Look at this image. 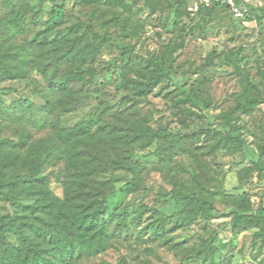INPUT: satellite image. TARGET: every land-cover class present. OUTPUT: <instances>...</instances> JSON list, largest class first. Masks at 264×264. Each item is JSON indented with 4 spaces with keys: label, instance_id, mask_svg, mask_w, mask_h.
<instances>
[{
    "label": "rangeland",
    "instance_id": "rangeland-1",
    "mask_svg": "<svg viewBox=\"0 0 264 264\" xmlns=\"http://www.w3.org/2000/svg\"><path fill=\"white\" fill-rule=\"evenodd\" d=\"M21 1L27 9L24 34L8 44L5 37L0 38V46L10 54L20 55L36 40L50 58L61 43L85 47L95 37L104 43L92 63L76 69L90 81L89 93L68 97L50 93L37 70L25 79L1 81L0 88L14 90L2 97L6 110L20 100L38 110L46 105L44 94L48 92L58 105L61 100L70 105L66 113L55 112L56 117L40 113L23 122L13 121L5 110L0 113V140L18 143L22 129L31 133L32 140L47 138L58 115L61 128L102 118L104 125H122L121 135H133L140 125L167 133L193 134L200 148L193 155L179 150L162 154L158 151L166 144L162 140L129 148L113 141L104 146L97 160L102 171L93 177L91 189L96 198L104 200L113 217L111 239L104 253L83 259L80 264H264V239L255 236L259 229L234 230L230 218L201 213L190 225L168 232L167 243L145 229L157 218L164 219L167 228L181 223L180 213L187 203L170 198L155 209L153 204L160 194L173 192L182 199L196 195L220 210L226 209L225 194L245 198L255 209L264 207V155L260 170L255 167L264 148V6L248 19L218 9L202 23L201 17L191 11L193 0H151L150 4L148 0H122L125 8L115 0ZM18 5L19 0H0V20L10 16ZM168 46L175 48L170 61ZM26 54L25 59L30 57ZM147 57L166 60L172 66V75L161 80L146 98L130 101L125 80H144L150 71ZM190 93L210 104L218 122L238 100L261 95L263 101L253 114L235 115L240 136L255 156L246 149L229 146L211 153L213 132L209 130L207 136L201 133L202 128L210 127L187 100ZM120 158L133 171L120 168L116 163ZM46 174L52 192L62 197L71 184L65 165L48 167ZM196 176L201 178V185L196 183ZM251 177L258 178L256 184L251 183ZM128 184L135 189H129ZM37 191L24 194L14 203L0 196L1 232L6 230L7 242L16 245L8 228L9 218H31L28 206L39 198ZM123 212L129 214V226L114 231ZM214 231L217 236L211 249H202Z\"/></svg>",
    "mask_w": 264,
    "mask_h": 264
},
{
    "label": "trees",
    "instance_id": "trees-1",
    "mask_svg": "<svg viewBox=\"0 0 264 264\" xmlns=\"http://www.w3.org/2000/svg\"><path fill=\"white\" fill-rule=\"evenodd\" d=\"M89 1L97 2L98 0ZM115 1L118 6L126 7L124 1ZM147 3L150 4L151 0ZM218 9L232 14L228 8L218 4L210 7L200 6L195 14L201 17L200 21L203 23ZM26 15L27 9L23 1L19 0L18 9L0 20V38L5 37V44L24 34ZM101 30L103 31L102 28ZM103 43L104 40L98 37L85 47H69L61 43L59 50L51 58L46 48L37 40L31 42L20 55L10 54L1 45L0 82L25 79L33 70H37L49 86L50 93L58 92L67 97L89 93L90 81L76 69L92 63ZM174 51V47L168 46V61L171 60ZM27 52L30 53V57L25 59ZM146 59V67L150 71L144 76V80H125L126 90L131 92L130 101L136 102L146 98L161 80L172 75V66L167 65L166 60L154 57ZM211 63L209 61V65ZM13 92L11 88H0V113L6 110L2 102L4 93ZM48 93L44 94L46 105L38 110H35L28 101L20 100L13 103L6 110L7 113L9 112V117L13 121L23 122L40 113L53 115L55 112H68L69 102L61 100L58 105ZM187 100L202 113L208 122L210 128H202L201 133L207 136L209 130L213 132L210 141L214 142L209 148L211 153L229 146L235 150L246 149L252 157L255 156L240 136L235 124V115L253 114L263 101L261 95H252L238 100L222 116L220 122L212 115L210 104L206 100L192 93L187 95ZM54 115L56 117V114ZM112 126L113 124L104 125L102 118H95L73 128H61L57 115L52 135L47 138L32 140L31 133L22 129L19 132L18 143L8 139L0 140V196L9 199L12 203L19 202L21 196L34 193L38 186H43L37 191L39 198L28 206L32 214L31 218L13 216L8 220V228L14 235L16 245L4 239L6 230L1 232L3 224L0 221V264H80L83 259L98 256L106 251L111 239L109 229L113 217L108 214L104 200L94 196L91 183L93 177L102 171L97 166L101 150L104 146L110 145L111 141L129 148L138 144L147 146L155 140H162L166 143L158 148L162 154L179 150L193 155L200 149L195 145L193 134L167 133L164 129L156 131L140 125L135 127L133 135H121L122 125ZM109 127L111 129L107 131ZM263 155L264 148L260 150L259 160L255 162V167L259 170ZM62 163L65 165L66 176L71 179V184L65 188L64 195L59 197L49 186L50 179L46 170L48 167H56ZM116 163L120 168L133 171L131 165L122 158ZM16 168L19 171H15ZM257 179V177H251L250 181L256 184ZM195 181L200 185L202 183L198 176L195 177ZM127 187L135 189V186L131 184ZM170 198L178 203L183 201L187 203L180 213L181 223L167 228L166 221L157 218L145 228L156 239H166L165 243L169 241L168 232L176 227L190 225L193 218L201 213L207 216L230 218V224L234 230L257 228L259 231L255 236L264 239V207L255 209L245 198H234L225 194L226 209L220 210L213 202L196 195L182 199L171 192L160 194L154 201V208L156 209ZM128 215L127 212L120 215L114 231L128 228ZM134 221L140 222L137 219ZM216 236L217 232L214 231L211 238L204 242L202 249L209 251ZM195 257L188 258V261H193Z\"/></svg>",
    "mask_w": 264,
    "mask_h": 264
},
{
    "label": "built area",
    "instance_id": "built-area-1",
    "mask_svg": "<svg viewBox=\"0 0 264 264\" xmlns=\"http://www.w3.org/2000/svg\"><path fill=\"white\" fill-rule=\"evenodd\" d=\"M214 4L228 8L236 18L240 19H246L254 10L264 6L262 0H195L191 11L196 13L200 6L210 7Z\"/></svg>",
    "mask_w": 264,
    "mask_h": 264
}]
</instances>
